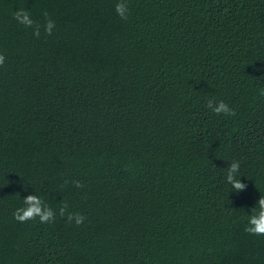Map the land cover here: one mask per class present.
I'll list each match as a JSON object with an SVG mask.
<instances>
[{
	"label": "trees",
	"instance_id": "1",
	"mask_svg": "<svg viewBox=\"0 0 264 264\" xmlns=\"http://www.w3.org/2000/svg\"><path fill=\"white\" fill-rule=\"evenodd\" d=\"M117 2L0 0V264H264V0Z\"/></svg>",
	"mask_w": 264,
	"mask_h": 264
},
{
	"label": "clouds",
	"instance_id": "2",
	"mask_svg": "<svg viewBox=\"0 0 264 264\" xmlns=\"http://www.w3.org/2000/svg\"><path fill=\"white\" fill-rule=\"evenodd\" d=\"M116 14L123 20H126L129 15V6L127 0H118L114 6ZM227 11V10H225ZM43 15L46 18V22L43 25L44 33L51 35L55 28V22L48 19V13L44 12ZM13 18L17 23L23 25L26 28L33 29V35L36 37L40 36L41 25L34 22L31 18L30 13L25 9H19L13 13ZM5 57L0 54V66H3ZM206 107L217 115H235L233 109H231L225 102H213L209 100ZM240 164L238 161H233L228 166L226 181L232 186L233 191L242 192L245 189V184L240 181V177L237 178ZM67 183V181H65ZM73 184L77 188H81L83 185L79 181H73ZM24 207L17 208L13 213V218L18 222H27L30 220H36L42 224L51 223L54 221L56 213L52 208L48 207L45 202L37 195L31 194L23 199ZM68 205L65 203L60 209L59 214L66 216L69 222H74L77 226L82 224L86 219L79 213L68 212ZM252 215L248 217L247 226L245 231L251 235L264 236V196H261L256 203V206L252 209Z\"/></svg>",
	"mask_w": 264,
	"mask_h": 264
}]
</instances>
